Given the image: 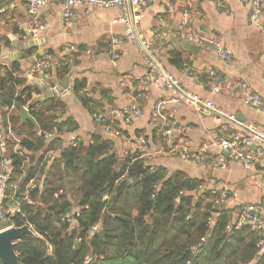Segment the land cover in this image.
<instances>
[{
	"label": "crops",
	"instance_id": "crops-1",
	"mask_svg": "<svg viewBox=\"0 0 264 264\" xmlns=\"http://www.w3.org/2000/svg\"><path fill=\"white\" fill-rule=\"evenodd\" d=\"M1 6L0 63L10 66L20 60L29 82L41 88L39 95L46 92L43 85L50 90L57 85L64 88L62 95L56 97L65 103L58 122L70 120L74 129L58 132L54 137L62 138L67 145L73 135L86 143L100 136L113 141L114 151L121 158L139 155L147 165L163 167L169 173L184 172L201 181L207 191L227 192L230 199L221 205L225 208L240 210L255 205L264 213V156L251 169L230 158L226 165H217L220 151L215 145L221 138L248 135L250 128L264 132V110L245 102L239 84L246 82L264 98V12L260 21L252 22V6L244 0H152L144 6L129 8L138 34L161 48L157 56L181 88L211 102L226 116H233V120L201 104L174 101L178 98L177 90L164 88L150 78L140 51L126 37L123 10L118 6L78 5L69 23L64 21L61 4L41 8L45 29L39 34L40 42L24 49L23 58L19 59L10 58L18 50L13 40H32L26 4L23 0H6ZM184 20L186 27L196 34L219 41L232 60H222L209 45L191 42L194 48L186 46V41L179 39ZM157 32L166 34L163 45L155 36ZM6 44L14 45L16 51L3 53ZM66 44L76 47L67 58L61 54ZM44 54L52 55L58 62L47 71V79L30 73L37 58ZM64 62L69 64L67 72ZM76 81L85 83L88 105L75 93ZM139 92L144 96L138 97ZM163 101L166 103L162 113L174 124L168 141L163 137L164 127L156 110ZM133 104L141 108V115L130 124L118 118L114 131H107L93 119L94 111L112 113ZM20 108L14 106L11 112L20 116ZM3 111L0 106V122ZM140 136L146 139L145 144L139 142ZM176 145L194 150L209 145V149L206 158L196 162L165 152ZM259 146L256 142L250 149Z\"/></svg>",
	"mask_w": 264,
	"mask_h": 264
},
{
	"label": "trees",
	"instance_id": "trees-1",
	"mask_svg": "<svg viewBox=\"0 0 264 264\" xmlns=\"http://www.w3.org/2000/svg\"><path fill=\"white\" fill-rule=\"evenodd\" d=\"M68 68L64 62L65 72ZM84 85L76 81L74 89L88 105ZM40 93L41 88L22 71L20 60L10 66L0 63V106L29 105L37 121L22 122L18 114L10 113L22 154L10 142L11 169L0 223L29 224L36 232L18 241L20 264H264V253L257 246L260 233L248 226L225 232L238 209L218 205V194L199 189L201 181L147 165L139 155L121 158L113 141L100 136L76 146L59 137L45 139L39 131L57 125L61 133L74 127L70 120L58 122L65 110L62 99L33 104ZM2 114L5 122L8 111ZM49 150L58 152L48 158ZM141 163L144 168L138 173ZM124 176L133 181L116 194ZM9 206H19V211L8 213ZM210 218H214L211 224ZM97 223L98 229L91 232Z\"/></svg>",
	"mask_w": 264,
	"mask_h": 264
},
{
	"label": "built area",
	"instance_id": "built-area-1",
	"mask_svg": "<svg viewBox=\"0 0 264 264\" xmlns=\"http://www.w3.org/2000/svg\"><path fill=\"white\" fill-rule=\"evenodd\" d=\"M6 0H0V4ZM26 4L27 14L30 20L27 22V27L29 34L32 39L39 40V34L45 29V24L41 20L40 10L41 8L52 4L59 3L62 6L63 18L65 23H69L74 17V11L76 6L85 4L88 7H102V6H118L123 10L122 21L126 25V37L130 40L136 48L140 51L142 57L144 58L146 65L149 69L150 78H155L157 81L161 80L165 83L167 88H172L177 90L178 98H175L174 101H184L189 105H204L209 109L218 112L219 114H225L222 111L218 110L214 104L202 100L198 95L192 94L181 88L178 80L172 74L171 71L167 70L159 57L157 56L161 48L158 45H155L153 42L148 41L147 39L141 37L135 27L134 21L129 16V8H138L144 6L151 2L152 0H23ZM247 3H250L251 16L250 19L252 22H258L261 19V16L264 12V0H244ZM187 21L184 20L180 26L179 39L192 42L194 44H200L202 46L209 45L213 50L216 51L218 56L224 61H231L232 55L230 52L216 40H211L205 37H202L190 28L186 27ZM171 35V32H169ZM161 40L160 44H164L166 34L163 32H157L155 34ZM76 50L75 45L66 44L61 48V54L63 56H72V53ZM16 51L14 45L3 46V53H10ZM57 59L50 54H44L42 57L38 58L34 65L30 69V73H39V76L43 79H47V71L51 69L54 65H57ZM7 66V65H6ZM243 89L244 100L247 104L256 106L264 110V98L259 94L253 92L251 87L246 82L239 83ZM216 88V87H215ZM56 89V86L53 88ZM217 89V88H216ZM138 97H143L144 93L139 92ZM166 101L160 102L157 107V115L160 118L162 125L164 127V139L168 141L170 139L174 124L162 113V108ZM15 105L4 108L8 111L6 121L0 122V204L4 202L7 197L8 191V181L10 177V161L8 159L9 144L12 142L14 144V150L19 154H22L21 150V138L16 133L12 127L10 120L11 109ZM27 106V105H24ZM142 113L141 108L133 104L130 107L116 110L114 112H102L93 114V119L101 123L107 131L115 130V123L118 118H121L123 123L130 124L135 118L139 117ZM234 120L233 116H229ZM250 133L248 135H236L232 139L221 138L215 143L219 148L220 156L217 161V165H226L227 158L241 163L244 168L251 169L257 164L262 157L264 156V132L256 128H250ZM40 134L44 136L45 139L51 140L58 133V126L55 125L53 129L46 131H39ZM132 140V138H128ZM141 144L146 143V139L142 136L139 138ZM79 142L78 137L73 135L71 141L68 145L76 146ZM256 142L259 143V147L255 150H251L250 147ZM209 145H204L200 149H191L187 146L176 145L166 150L165 152L171 153L174 155H179L181 158L186 160H192L196 162L203 161L206 158L208 153ZM58 151L49 150L47 152V157L52 158ZM26 159V163L28 162ZM127 179L128 183L133 181L132 178L122 177L121 180ZM120 180V181H121ZM199 189H203L202 186ZM213 194H218L219 198L217 199V204L224 205L229 199L230 195L225 191L211 190ZM15 210L10 211V206L8 207V213L13 214ZM19 211V206L17 212ZM232 220H230L225 226V232L231 233L237 230L242 229L245 226L250 227L253 231L259 232L261 238L257 244L260 253H264V213L261 212V208L255 205H248L240 210H235L232 213ZM4 218V214L0 212V220ZM70 219V216H67ZM214 218H210L208 223L211 224ZM12 226V225H9ZM8 227V226H6ZM32 227V226H31ZM99 224H95L92 227L91 232L97 230ZM5 228V227H4ZM3 228H0V230ZM209 236V233L206 235V238ZM206 238H203L205 241ZM90 259L87 260L89 262Z\"/></svg>",
	"mask_w": 264,
	"mask_h": 264
},
{
	"label": "water",
	"instance_id": "water-1",
	"mask_svg": "<svg viewBox=\"0 0 264 264\" xmlns=\"http://www.w3.org/2000/svg\"><path fill=\"white\" fill-rule=\"evenodd\" d=\"M30 36V35H29ZM15 45L17 46V51L12 55L13 59H19L23 57V50L29 47L37 46L39 44V40H29L24 43L20 42L19 40L14 39L13 40ZM186 46H189L191 48H194L193 44L189 41H186ZM40 56V54H38ZM67 82V80H65ZM158 83L161 84L164 88H167L164 82L161 80H158ZM45 87L46 92L42 95H39L34 98L32 103H36L38 101H44L52 97H60L62 95V92L64 91V88L61 86H56L55 90H50L48 87L43 85ZM225 117L226 114H221ZM20 116L23 122L30 121L33 124H37L36 119L34 116L30 113V106H21L20 108ZM230 118V117H229ZM124 160H121L114 172V174L109 178V183L113 180V178L117 175L118 170L120 169L121 165L123 164ZM144 168V164H139L138 166V173L142 171ZM26 179V176L21 181L20 186L18 187V190L23 185L24 181ZM129 186L128 180L123 179L121 180L117 186L115 193L120 194L123 192L127 187ZM35 235L36 232L29 224H24L22 226H8L0 230V261L3 264H20V255L17 252V245L18 241L25 235ZM258 259H260L258 257Z\"/></svg>",
	"mask_w": 264,
	"mask_h": 264
},
{
	"label": "rangeland",
	"instance_id": "rangeland-1",
	"mask_svg": "<svg viewBox=\"0 0 264 264\" xmlns=\"http://www.w3.org/2000/svg\"><path fill=\"white\" fill-rule=\"evenodd\" d=\"M2 4V3H1ZM1 4H0V12H2V10H1ZM7 43H9V42H7ZM7 45V44H6ZM9 45V44H8ZM218 205H219V203H218ZM17 208H18V206H10V211L11 210H15L14 211V213H16L17 212ZM5 225V222H1L0 223V228H2L3 226ZM4 228V227H3ZM204 238H206V237H204ZM202 240H203V238H202ZM204 241V240H203Z\"/></svg>",
	"mask_w": 264,
	"mask_h": 264
}]
</instances>
